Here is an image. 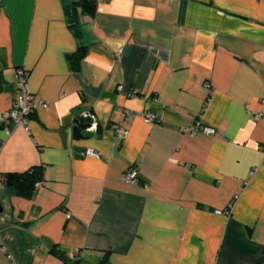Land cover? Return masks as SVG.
Returning <instances> with one entry per match:
<instances>
[{"label": "crops", "instance_id": "obj_1", "mask_svg": "<svg viewBox=\"0 0 264 264\" xmlns=\"http://www.w3.org/2000/svg\"><path fill=\"white\" fill-rule=\"evenodd\" d=\"M95 1L74 71L62 0H0V175L44 171L0 185V264H264V0ZM19 68L43 104L7 134Z\"/></svg>", "mask_w": 264, "mask_h": 264}, {"label": "built area", "instance_id": "obj_2", "mask_svg": "<svg viewBox=\"0 0 264 264\" xmlns=\"http://www.w3.org/2000/svg\"><path fill=\"white\" fill-rule=\"evenodd\" d=\"M28 74L23 68H19L15 72V90L16 96L13 101L12 107L2 115V126L4 131L9 134L8 126L10 124H14L18 127H22L26 132L30 131V123L31 118L36 109L41 106L43 103L38 102L34 99L33 95L29 91L28 83H27ZM206 90L210 91L211 86L209 84L205 85ZM122 91V88H119ZM85 118L90 120V128L87 130L89 135H95L98 132V124L95 117L86 112L83 115ZM261 115H257L256 118L259 119ZM143 119L146 123H156L160 121V117L155 113H145L143 114ZM198 128L193 127L190 129H186L185 132L196 135L198 132ZM202 133L208 136H214L215 131L212 128L205 127L202 130ZM116 136L119 145L123 140H125L128 136V131L123 127V124H119L116 128ZM264 154V149H263ZM85 156L89 157H98L99 154L94 149H87ZM137 178V173L135 171L129 172L125 175V181L127 183H135Z\"/></svg>", "mask_w": 264, "mask_h": 264}, {"label": "trees", "instance_id": "obj_3", "mask_svg": "<svg viewBox=\"0 0 264 264\" xmlns=\"http://www.w3.org/2000/svg\"><path fill=\"white\" fill-rule=\"evenodd\" d=\"M69 21V28L79 42L77 51L69 56V62L74 71H79L82 61L87 54V47L83 45V32L81 30L79 16L89 15L95 11V0H62ZM44 178L42 167H32L24 173L0 175V185H4L8 190L23 198H30L41 186ZM50 253L60 260L73 262L66 253L57 246L53 247ZM79 261H74L78 263ZM98 264H110L106 256Z\"/></svg>", "mask_w": 264, "mask_h": 264}, {"label": "water", "instance_id": "obj_4", "mask_svg": "<svg viewBox=\"0 0 264 264\" xmlns=\"http://www.w3.org/2000/svg\"><path fill=\"white\" fill-rule=\"evenodd\" d=\"M90 123V120L84 116H81L74 121L73 135L75 140L80 141L86 139L83 133L84 131L87 132L90 128Z\"/></svg>", "mask_w": 264, "mask_h": 264}]
</instances>
